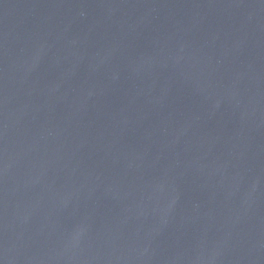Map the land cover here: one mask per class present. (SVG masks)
<instances>
[{
  "label": "water",
  "instance_id": "obj_1",
  "mask_svg": "<svg viewBox=\"0 0 264 264\" xmlns=\"http://www.w3.org/2000/svg\"><path fill=\"white\" fill-rule=\"evenodd\" d=\"M0 264H264V0H0Z\"/></svg>",
  "mask_w": 264,
  "mask_h": 264
}]
</instances>
